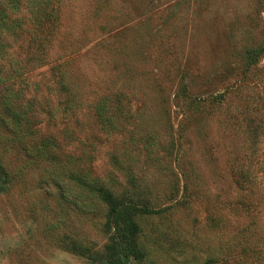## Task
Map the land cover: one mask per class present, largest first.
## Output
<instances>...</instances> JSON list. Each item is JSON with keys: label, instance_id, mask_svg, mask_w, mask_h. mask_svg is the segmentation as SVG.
Instances as JSON below:
<instances>
[{"label": "rangeland", "instance_id": "obj_1", "mask_svg": "<svg viewBox=\"0 0 264 264\" xmlns=\"http://www.w3.org/2000/svg\"><path fill=\"white\" fill-rule=\"evenodd\" d=\"M59 3L45 27L19 0L0 49V264H90L64 249L107 242L78 177L171 207L146 223L149 264H264V0Z\"/></svg>", "mask_w": 264, "mask_h": 264}, {"label": "trees", "instance_id": "obj_2", "mask_svg": "<svg viewBox=\"0 0 264 264\" xmlns=\"http://www.w3.org/2000/svg\"><path fill=\"white\" fill-rule=\"evenodd\" d=\"M27 6L36 17L44 18L45 27L52 26L60 15L59 0H28ZM20 10L19 0H4V9L0 11V49L3 48L6 36H15L12 24L19 23V19L10 18L9 12L16 15ZM263 53L264 51L261 52L257 49L249 51L248 58L253 63L250 62L248 66L256 65ZM0 82L3 81L0 80ZM185 84V82L183 85L181 84V93L186 99L188 109L194 108L196 111H200L202 99L195 100L191 97L187 93L188 88ZM218 100L217 97L213 98V102ZM109 105V99L102 98L94 107L99 123L106 131L115 128V121L109 113ZM12 115L17 116L16 114ZM73 180L80 190L76 197L77 201L85 200V196H87L89 201L85 202L86 208L101 214L105 219L104 230L107 242L104 247L99 249L85 248L76 244H66L64 249L86 258L90 264H149V248L145 241L146 223L152 219L166 218L171 207L158 208L152 196L148 194L147 190L138 187L135 180L130 181V188L122 190L116 189L115 186H110L100 179L78 177ZM11 181L9 170L0 165V195L9 190ZM245 229V232L249 231V228ZM244 238H247V235L244 234ZM247 245L248 242L243 244V248Z\"/></svg>", "mask_w": 264, "mask_h": 264}]
</instances>
